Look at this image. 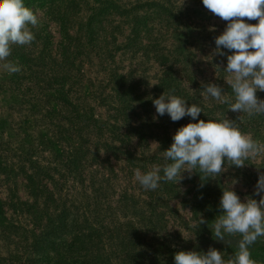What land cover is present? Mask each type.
I'll list each match as a JSON object with an SVG mask.
<instances>
[{"label":"rangeland","instance_id":"1","mask_svg":"<svg viewBox=\"0 0 264 264\" xmlns=\"http://www.w3.org/2000/svg\"><path fill=\"white\" fill-rule=\"evenodd\" d=\"M26 1V6L33 10L39 21L36 27L31 28L35 38L49 35L50 49H56L61 40L59 23L46 13V6H40L39 0ZM109 1L118 3L122 10L114 12L111 7L105 9L101 15L104 16V27L95 28L97 35L84 46V52L76 61L81 72V84L83 83L84 92L89 93L87 97L95 117L100 121H107L108 124L101 140L106 139L105 142L115 148L113 151L112 148L102 146L98 155L99 162H103V167L109 169L108 182L100 181V172H95L99 166L76 167L77 172L68 174L67 167L73 165L67 166L64 161L72 149L71 145L60 143L59 146L65 150L54 159L55 148L44 149V144L38 140L39 131L43 130L44 125L40 114H35L25 124L26 132L32 138L28 147L32 150L29 153L39 158L43 164L52 162L56 165L54 177L64 183L63 193L66 195L67 204L73 202L75 208L72 210L77 207L78 214L86 208L90 209L92 214H95V211H104L107 217H116L115 221L124 223L130 220L137 222L144 229H149L144 235L147 245L153 241L154 245L162 243L167 248L197 252H207L210 247H214L221 251L223 258L227 260L237 250L236 243L231 244L228 238L225 241L216 240L214 232L212 233L215 218L222 214L219 202L223 188L232 186L242 201L247 197L259 201L260 197L254 195V191L259 175L264 174V154L245 160L242 167L225 161L222 165L225 170L212 177L211 182L214 188L216 185L217 187L210 196L206 195L198 202L201 207L196 208V215L192 212L195 200L191 199L197 181L195 169L191 173L185 171L182 173V179L175 182L179 196L173 198H169L166 193L151 194V190L143 189L135 180L134 173L136 169L146 172L153 166L165 165L167 161L163 151L171 146L176 131L191 122L186 117L185 123L177 128L176 122L172 121L169 115L159 116L156 113L153 100L165 92L159 87V83L166 72L171 73L188 88V100L196 96L192 94L195 90L202 91L207 85L205 83L217 84L222 87L225 96L233 97L231 88H228L229 85L225 82L227 73L224 71L227 55L231 52L221 47L225 55H220L215 44L216 37L223 33L228 22L207 9L202 0H101V5L96 6V9L107 7ZM59 4H62L61 8H69L71 11L76 6L83 9L68 31L72 35L79 34V44L84 45L88 41V29L82 27L80 31L77 30L78 23L93 12L89 6L98 2L59 0ZM135 17L138 18V23L135 22ZM243 19L250 24L258 23V20H249L247 17ZM109 20L113 22L112 25H109ZM39 48L40 46L37 51ZM6 62H10L9 58L0 61V64ZM12 74L0 67V84L8 82ZM5 89L6 87L0 91V118L8 119V125L12 127L11 132L14 134L9 136H12V142L18 144L23 133L17 126L23 116L29 114V106L22 104L9 108L8 102L4 101L9 99L10 92ZM124 90L129 93L126 96L129 104L125 110L129 117L117 113L114 108L119 105L124 107L116 96L117 91ZM205 96L206 93L202 95L205 103L201 106L203 111L198 120L207 122L208 119L226 118L237 123L242 121L246 129L241 131L264 143V125L259 127V134L257 128H248L249 124H245L248 123L244 119L247 114L233 112L229 109V104H222L211 97L206 99ZM257 96L264 99L262 91L258 90ZM259 120L257 119L258 122ZM112 123L116 125V129L111 128ZM140 123L147 127L144 139H139L138 132L132 130V127H137ZM7 131L0 136L6 139ZM42 133L59 135L53 126ZM91 139L96 141L93 136ZM25 146L27 147V144ZM16 182L17 195L23 200L27 199L24 175L19 174ZM9 185V182H3L0 177V199H6ZM153 198L155 200H152ZM209 208L210 211L205 215L206 209ZM5 211L8 220L4 221L7 223L5 226L0 225V264H24L18 257L20 253L17 254L22 249L23 243L19 237L23 229L17 225L18 220L12 210L5 208ZM201 217L205 223L200 224ZM12 219L17 221L15 225L11 224ZM104 223L111 226L113 222L109 223L106 218ZM160 238H164V242H158ZM258 239L249 250L251 258L257 264H264V237ZM49 248L46 244L36 255H41ZM109 249L115 250L116 247L109 244Z\"/></svg>","mask_w":264,"mask_h":264},{"label":"trees","instance_id":"2","mask_svg":"<svg viewBox=\"0 0 264 264\" xmlns=\"http://www.w3.org/2000/svg\"><path fill=\"white\" fill-rule=\"evenodd\" d=\"M94 1L98 4L89 6L93 12L86 16L84 21H79L77 27L79 31L82 27L88 29L86 31L88 41L84 45L79 44V34L72 35L68 31L83 9H79L78 6L73 7L72 11L69 8H61L62 4H59V0H39L40 6H46V13L60 25L61 40L56 49H50L51 39L47 34L41 37L36 36L28 45H11V54L8 58L10 62L18 64L21 71L13 73L8 82L1 83L0 91L6 87L5 90L11 93H9V99L6 98L7 101H4V103L8 102L9 108L27 104L29 114L23 116L17 126L23 133L18 144L12 142V136H9L14 134L11 132L12 127L8 125V119L0 118V135L8 130L6 139L0 136V177L3 182L10 183L6 199H0V225L7 224L4 222L8 220L5 208L11 209L18 220L17 223L12 219L11 224L15 225L16 222L23 229L19 237L20 242L23 243L22 249L17 254L20 253L18 257L24 261V264H175V253L183 250L163 246L161 242H164L162 240L164 238L158 240L161 244L154 245L151 241L152 244L147 245L144 242V235L149 229L142 228L137 222L127 220L120 223L115 221L116 217L113 215L107 217L104 211H95V214H92L87 208L79 214L77 207L73 211L75 205L73 202L67 204L66 195L63 193L64 183L54 177L56 165L54 166L52 162L43 164L39 158L29 153L32 150L28 148L32 138L26 132L25 124L32 116L40 114L44 123L43 130L48 131L50 126H53L59 134H43L41 129L38 140L44 144L43 148H55L54 159H57L65 150L59 144L65 142L68 146L71 145L72 149L64 161L67 166L73 165V167H67L68 174L77 172L76 167L99 166L95 172H100V181L107 183L110 178L108 167H103L104 164L99 162L98 155L102 146L112 148L113 151L115 148L111 147L107 141L105 142L106 139L101 140L108 124L107 121H100L95 117L87 97L89 93L84 92L83 83L81 84V72L76 61L84 52V46L97 35L95 28L104 27V16L101 15L105 9L111 7L114 12L122 9L118 3L112 1H109L107 7L96 9V6L101 5L102 2ZM24 3L26 5L27 1L24 0ZM135 22H139L137 17ZM112 24L113 22L110 21L109 25ZM159 87L166 93L174 90L172 94L185 99L189 106L197 104L201 107L205 103L202 97L205 93L204 89L195 90L192 94L196 96L191 97L190 101L187 98L188 88L177 81L171 73L166 72ZM262 92L264 94V91ZM1 93L5 94V92ZM128 95L129 93L125 90L117 91L116 96L124 107L121 105L114 107L117 113L125 114L124 116L127 117L129 113L125 110L129 104V99H126ZM186 117L188 116L175 121L177 128L185 123ZM237 117L240 120V117ZM244 119L248 122L245 124H249L248 128L255 127L260 134L259 127L264 125V115L252 117L244 115ZM257 119L261 120L258 122ZM188 121L196 122L190 117ZM238 124L240 130L246 129L244 122L241 121ZM111 128L116 129V125L112 123ZM145 128L147 127L140 123L137 127H132V130L138 132L139 139H144ZM92 136L96 138V141L91 139ZM161 173L163 174L162 171ZM19 174H23L26 181L28 198L25 200L21 199L16 192V178ZM195 176L197 181L191 199L195 200L192 212L196 215V208L201 207L198 202L206 195L210 196L217 185L214 188L211 182L214 176L205 178L198 169H195ZM150 193H166L169 198L179 196L174 181L161 180L159 187L151 190ZM182 201L185 200L182 199ZM210 209H206L205 215ZM70 211L73 212L70 213ZM106 218L109 219V223L113 222L111 226L104 223ZM227 238L234 245L240 237L236 235ZM46 244L50 247V251L46 250L41 255H36L37 251ZM109 244L115 245L116 249H109Z\"/></svg>","mask_w":264,"mask_h":264},{"label":"clouds","instance_id":"3","mask_svg":"<svg viewBox=\"0 0 264 264\" xmlns=\"http://www.w3.org/2000/svg\"><path fill=\"white\" fill-rule=\"evenodd\" d=\"M202 3L228 22L215 44L220 55H225L221 47L231 52L224 71L225 82L233 93V97L225 96L221 86L209 83L204 86L205 98L227 103L231 111L249 117L264 115V99L257 96L258 90L264 91V0H202ZM245 17L258 23H247ZM38 23L37 15L24 0H0V61L10 56L11 45H28L33 41L31 28ZM0 67L10 73L21 71L12 62ZM173 92H164L153 100L156 113L167 114L174 122L185 116L197 122L180 127L174 134L171 146L163 151L164 159L170 163L153 166L146 172L135 170V180L143 189L156 190L161 180L179 182L182 173L194 169L205 178L220 175L225 170L222 167L225 161L242 167L245 160L264 154V143L243 133L237 122L226 118L197 120L203 109L197 104L189 106ZM254 195L260 197L259 201L252 197L242 201L232 186L223 188L219 202L222 214L215 218L212 233L219 241L239 235L237 250L231 258L225 260L221 251L210 247L207 252L178 251L174 255L175 264H257L249 249L258 238L264 237V174L258 177ZM202 223L205 221L201 217Z\"/></svg>","mask_w":264,"mask_h":264}]
</instances>
